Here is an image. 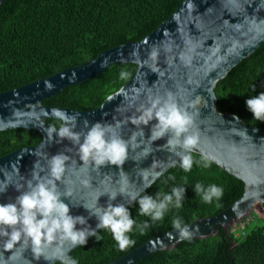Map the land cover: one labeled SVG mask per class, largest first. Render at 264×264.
Listing matches in <instances>:
<instances>
[{
  "label": "water",
  "instance_id": "obj_1",
  "mask_svg": "<svg viewBox=\"0 0 264 264\" xmlns=\"http://www.w3.org/2000/svg\"><path fill=\"white\" fill-rule=\"evenodd\" d=\"M5 1L0 0V6ZM263 44L264 0H184L169 19L144 39L112 47L78 66L0 93V132L26 129L42 134L37 145L21 147L0 157V185H8L7 191L0 194V203L13 202L19 194L17 188L23 185L26 189L37 175L46 176L47 159L59 153L69 157V166L58 185L61 191L65 187L72 190L68 198L73 205L71 214L87 216L81 205L93 203L98 189L108 187L109 182L111 187H117L122 173L130 181L128 193L139 198L178 162L168 148L167 137L151 143L146 157L141 155V148L130 149L122 167L108 165L96 169L81 160L78 146L72 141L49 137L52 126L48 119H58L63 124L57 113L74 116V130L80 133L97 122H119L122 126L118 131L127 140L138 131L129 119L137 114V108L152 96L173 93L193 118L191 132L196 134L197 144L190 153L207 157L245 183L243 195L230 207L187 224L193 233L191 238H208L239 223L258 205H264V128L220 111L215 89L219 81ZM117 63H133L138 68L99 107L74 110L45 105V99L67 86L93 79ZM150 128L151 124L142 126L145 143ZM82 180L90 186L85 187ZM129 194L112 203L129 207L134 202ZM108 203L107 196L100 198V204ZM89 223L95 228L97 221L93 217ZM184 240L187 239H181L177 230L172 229L109 264H133L154 252L172 249ZM22 252L18 261L10 260L13 253L3 250L0 242V258L7 264H46L42 258L36 260L30 250Z\"/></svg>",
  "mask_w": 264,
  "mask_h": 264
},
{
  "label": "trees",
  "instance_id": "obj_2",
  "mask_svg": "<svg viewBox=\"0 0 264 264\" xmlns=\"http://www.w3.org/2000/svg\"><path fill=\"white\" fill-rule=\"evenodd\" d=\"M184 0H6L0 6V93L24 86L78 66L112 47L140 41L169 19ZM133 63H117L99 76L67 86L52 98L48 106L74 110L99 107L136 72ZM126 76L121 78V72ZM218 109L236 114L252 125L264 128L245 106V100L264 92V44L232 69L216 86ZM60 127L58 119H48ZM42 134L35 130L12 129L0 132V157L21 147L35 146ZM194 163L190 172L179 161L162 175L143 195L170 193L173 187H185L183 207L170 208L162 221L152 222L139 213L133 202L129 210L137 223H148L143 233H129L133 244L121 250L112 233L101 229L84 247L69 254L79 264H109L152 238L174 229L173 218L185 224L220 213L235 203L245 191V183L203 155L190 153ZM204 158L210 166H203ZM174 178V179H172ZM197 183L216 184L223 195L204 203L194 192ZM140 196V197H141ZM252 217H255L252 218ZM239 234L230 228L208 238H191L169 250H160L133 264H264V218L248 215ZM59 264V262H56Z\"/></svg>",
  "mask_w": 264,
  "mask_h": 264
},
{
  "label": "clouds",
  "instance_id": "obj_3",
  "mask_svg": "<svg viewBox=\"0 0 264 264\" xmlns=\"http://www.w3.org/2000/svg\"><path fill=\"white\" fill-rule=\"evenodd\" d=\"M120 76L124 78L126 73L122 71ZM245 106L256 120L264 122V92L246 99ZM136 111L137 114L129 119L138 131L133 132L127 140L118 131L122 126L119 122H97L88 127L86 132L80 133L74 130L76 117L61 113L57 115L64 123L58 128L51 127L48 135L50 138L55 135L72 141L78 146L81 160L85 164L94 165L96 169L108 165L122 167L129 157L130 149L141 148V155L146 157L150 154L151 143L165 137L169 150L176 155L179 167L184 172H190L193 164L199 163L190 154L197 144V136L191 132L193 118L178 103L173 93L152 96ZM150 124V135L145 143L142 126ZM68 161L69 157L62 153L51 156L46 161V176L37 175L33 181L28 182L26 189L23 185L17 188L19 194L13 202L0 203V242L3 250L13 253L10 260L18 261L23 255L22 250H30L36 260L42 258L46 264H79L69 254L71 248L86 246L92 237L101 239L97 235L98 230L110 231L118 247L123 250L134 243L129 236L134 227L143 233L149 226L147 222L137 223L125 204L112 203L118 197L129 194L130 181L123 173L117 187H111L109 182L108 187L98 189L93 203L81 205L88 212L87 216L71 214L73 205L68 198L72 196V190L65 187L61 191L58 185L65 176ZM203 166H210L207 158H204ZM81 183L85 187L90 186L87 180ZM7 187V184L0 185V194L6 192ZM194 192L206 204L212 203L214 199L219 200L223 195V189L216 184L205 187L197 183ZM185 195L186 188L180 186L173 187L170 193H157L155 197L143 195L137 198L135 194H129V198L138 203L140 215L158 222L164 219L170 208H182ZM104 196H107L110 203L100 204V198ZM93 217L97 221L95 228L89 223ZM243 223L240 221L237 225ZM172 227L181 239H191L193 233L181 217L173 218ZM0 264L7 262L0 258Z\"/></svg>",
  "mask_w": 264,
  "mask_h": 264
},
{
  "label": "rangeland",
  "instance_id": "obj_4",
  "mask_svg": "<svg viewBox=\"0 0 264 264\" xmlns=\"http://www.w3.org/2000/svg\"><path fill=\"white\" fill-rule=\"evenodd\" d=\"M251 214L255 215V216L259 215L262 218H264V205H258ZM252 218L255 219V217H252ZM236 226H237V224H234L233 226H230L228 228H230L232 230V228L236 227Z\"/></svg>",
  "mask_w": 264,
  "mask_h": 264
},
{
  "label": "built area",
  "instance_id": "obj_5",
  "mask_svg": "<svg viewBox=\"0 0 264 264\" xmlns=\"http://www.w3.org/2000/svg\"><path fill=\"white\" fill-rule=\"evenodd\" d=\"M244 227H245V223H243L242 225L239 224L236 227H234L233 230L236 231L239 234L240 232H242L241 228H244Z\"/></svg>",
  "mask_w": 264,
  "mask_h": 264
}]
</instances>
